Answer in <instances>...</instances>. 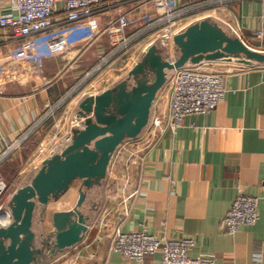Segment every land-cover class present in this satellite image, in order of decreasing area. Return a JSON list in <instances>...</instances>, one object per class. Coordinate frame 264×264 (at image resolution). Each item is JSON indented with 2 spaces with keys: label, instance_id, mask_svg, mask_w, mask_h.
<instances>
[{
  "label": "crops",
  "instance_id": "0c3cea01",
  "mask_svg": "<svg viewBox=\"0 0 264 264\" xmlns=\"http://www.w3.org/2000/svg\"><path fill=\"white\" fill-rule=\"evenodd\" d=\"M168 3L189 10L186 20L193 24L207 17L230 36L264 48V38L258 36L264 30L260 0H111L95 10L92 24H69L59 11L53 28L36 38L6 41L2 36L8 33L0 30V174L17 185L11 191L30 184L43 162L69 144L67 135L82 121L79 104L122 82L139 62L136 55L144 54L123 56L98 73L102 53L110 62L116 57L111 36L105 33L109 24L126 15L129 53L140 51L149 45L150 36L144 34L156 32V21ZM1 8L8 5L2 2ZM98 30L103 34L97 37ZM136 41L140 44L134 46ZM159 49L171 60L164 47ZM177 56L174 46L173 61ZM232 63L205 62L217 70ZM225 90L215 110L190 116L173 131L166 128L169 98L163 88L148 127L136 140L125 141L112 158L108 172L114 170L117 181L107 175L90 189L77 181L73 198L39 206L34 220L38 241L54 233L52 215L73 210L81 190L89 204L90 192L102 189L103 211L94 226L86 215L90 230L85 242L46 264H134L110 254L117 228L122 233L147 230L157 237L192 239V259L264 264V66L228 72ZM155 120H161L163 131L151 132ZM239 196L260 199L259 220L232 236L224 220ZM145 263L160 264V257H147Z\"/></svg>",
  "mask_w": 264,
  "mask_h": 264
},
{
  "label": "water",
  "instance_id": "95a60500",
  "mask_svg": "<svg viewBox=\"0 0 264 264\" xmlns=\"http://www.w3.org/2000/svg\"><path fill=\"white\" fill-rule=\"evenodd\" d=\"M173 43L178 52L174 62L152 44L122 82L79 104L82 121L72 130L70 143L45 160L31 183L18 188L9 202L13 222L0 229V264H46L84 240L90 227L81 211L86 202L83 190L73 210L52 215L54 233L39 241L34 231L38 207L65 196L77 181L90 189L107 177L118 148L148 127L153 104L171 71L234 60L249 68L264 66V51L252 49L208 19L190 25Z\"/></svg>",
  "mask_w": 264,
  "mask_h": 264
},
{
  "label": "built area",
  "instance_id": "2783aa9c",
  "mask_svg": "<svg viewBox=\"0 0 264 264\" xmlns=\"http://www.w3.org/2000/svg\"><path fill=\"white\" fill-rule=\"evenodd\" d=\"M111 0H0L8 5V8L0 9V30L8 33L3 40L25 41L36 38L50 31L54 26V15L63 12L69 24H92L95 10L108 4ZM124 1V0H119ZM158 0H155L157 2ZM184 1V0H183ZM264 14V0H260ZM157 4V3H156ZM60 7V8H59ZM189 10H177L175 5L166 4L164 13L156 21L158 29L150 33V39L144 46L145 52L158 39H163V47L167 49L170 61H173V39L181 34L193 22H189L187 14ZM207 17L197 19V22ZM129 27L126 15H120L115 22L109 24L105 33L111 36V44L114 46L113 55L116 56L110 62L105 53L100 55L97 72L101 73L110 68L119 58L129 54L131 40L127 39ZM98 30L96 36L102 35ZM159 35V38L158 36ZM154 36V37H151ZM157 36V37H156ZM260 38H264V30L258 32ZM8 38V39H7ZM1 39V36H0ZM134 43L137 45L139 42ZM110 56V57H112ZM205 62L198 65H188L182 69L173 70L168 74L164 87L169 98V117L166 128L173 131L183 126L186 118L194 115H207L217 108L225 99V80L227 73L219 72ZM161 120H155L151 132L162 130ZM72 134L67 135L70 143ZM111 181H117L115 171L108 172ZM17 185H8L0 174V229L8 228L12 222L9 202L14 195L11 191ZM259 198L247 196L237 197L224 220L227 232L234 236L243 227L254 226L259 220ZM128 198L123 200L124 215L127 216ZM195 248L192 239L172 240L166 237H157L147 230L122 233L116 229L110 246V254L119 255L124 260L134 264H146L147 257H160V264H217L212 258L192 259L189 257L191 250ZM105 264H110L109 262Z\"/></svg>",
  "mask_w": 264,
  "mask_h": 264
},
{
  "label": "rangeland",
  "instance_id": "374dc122",
  "mask_svg": "<svg viewBox=\"0 0 264 264\" xmlns=\"http://www.w3.org/2000/svg\"><path fill=\"white\" fill-rule=\"evenodd\" d=\"M145 35V37H148L149 35H150V33H148V34H144ZM158 36V38H159V35H157ZM156 36V37H157ZM143 37H141V39H142ZM162 41H163V39H158V42L156 43V44H158L159 45V47H163V44H162ZM141 42L143 43V40H141ZM148 43H150L149 41H147ZM147 42H146V44H147ZM135 43H137V42H135ZM245 43L249 46V47H251L252 49H255V50H258V51H264V48H255V44L252 42V41H245ZM140 44V43H139ZM140 49V51L139 50H137L136 52H134V53H129V54H127L126 56L127 57H129V56H131V54L133 55V54H135V53H141V51L143 50V48H139ZM169 54V52L167 51V49L165 48V56L166 55H168ZM125 56V57H126ZM143 56V54L141 53V55L140 56H138V55H136V57H137V60L139 61V59L141 58ZM124 57V58H125ZM232 63V62H231ZM224 66V65H223ZM243 68H249V67H246V66H243V65H240L237 61H233V63L231 64V65H225L224 67H223V69H216V68H213V69H211L210 71L211 72H214V73H216L215 71H213V70H217V71H221V72H224V73H231V72H233V71H235V70H240V69H243ZM4 179V178H3ZM6 181V180H5ZM105 182H108V180H106ZM6 183L8 184V185H10L7 181H6ZM12 184V183H11ZM14 184V183H13ZM80 186V183L79 182H75L74 183V185L71 187V189L68 191V193L65 195V196H63V197H61V199H64V200H67V199H70V198H73V196L75 195V191L77 190V188ZM102 189H100V188H98V189H95L94 191H92V192H90V195L92 196V200L90 201V203L88 204V201L87 202H85V204L82 206V208H81V211L85 214V215H87V216H89V222L90 223H92L93 224V226H94V223L96 222V220H98L99 219V217L101 216V213H102V211H103V209L101 210V208H100V206H101V201L103 200V197H102V191H101ZM103 205V204H102ZM92 206H95V208L93 209V208H91ZM92 210L91 212L89 211V210ZM97 209V210H96ZM103 226L100 228V230H101V232H102V230H103ZM92 230V229H91ZM103 233V232H102ZM104 234V233H103ZM85 242V238H84V240L81 242V243H79L78 245H76L75 247H73V248H70V249H68V251L69 252H71V251H73V250H77V248H79L83 243ZM79 246V247H78Z\"/></svg>",
  "mask_w": 264,
  "mask_h": 264
}]
</instances>
